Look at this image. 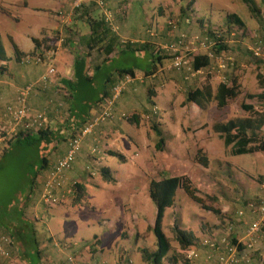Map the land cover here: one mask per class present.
Here are the masks:
<instances>
[{"label":"rangeland","instance_id":"rangeland-1","mask_svg":"<svg viewBox=\"0 0 264 264\" xmlns=\"http://www.w3.org/2000/svg\"><path fill=\"white\" fill-rule=\"evenodd\" d=\"M123 1L122 6L125 11H128L126 23L120 20L115 21L116 25L113 24V26L116 28L109 32V36L115 39L113 43L118 44L116 51H122L123 46L128 48L133 43L132 35L138 30L141 19L148 23V30L152 34L157 33L159 37H164L163 40L161 39V45L171 43L176 36L181 34L203 36L207 28L220 30L225 27L226 18L231 14H235L245 22L253 18L256 21L254 25H258L257 18L263 25L261 31L264 36L263 0H250V5L242 0H194V4L186 11L181 10L183 4L179 0ZM188 1L185 0V2ZM26 2L32 6L34 3L46 4L48 0H0V41L5 47L10 45L9 38H26L32 33L31 18L33 17L29 9H24ZM251 8H254L253 12ZM97 10L100 12L99 9ZM186 19L189 20L188 23ZM124 28L128 29L131 36L124 35ZM259 40L260 37L256 36L253 42L257 43ZM234 41H239V39L234 38ZM47 47L42 45L37 52L44 54ZM262 47L261 44V53L264 55ZM6 51L10 53V48ZM158 53L166 57L162 60L163 68L159 73L163 86L159 83L158 86L152 87L149 82L145 90L147 94L148 90H161L162 93H160V98L153 96L154 107L148 99L140 107L142 117H140L139 127L123 125L122 128L127 133L121 138L123 143L120 144L124 153L123 158H125L122 166L124 172H117V183L112 180L113 185L102 183L105 186L104 189L93 188L91 193L81 199L78 205L72 204L75 196H71L68 201L61 204L66 206L65 209L58 207L59 205L50 207L45 213L46 220H43L38 213V211L47 209L40 200V186L36 183L37 188L35 187L34 191L29 194V183L38 169L39 156L48 152L51 146L43 143L29 144L23 141L11 143L12 135L6 131L7 123L0 125V135L3 134L7 140V146L0 147V230L5 227L12 228L16 224L15 221H18V215L15 214L23 211V207L26 206L23 215L34 223L37 229L36 235L42 243H40L41 257L46 259L48 255L42 245L46 238L45 223L48 219L52 218L49 223L55 229L66 230L70 240L83 239L84 242H90L95 233L101 235L105 231L97 224V221L105 217L106 209L115 205L116 209L119 208L122 213L127 210L126 214L132 218L129 229L146 232L143 234V249L151 251L155 246L152 239L155 240V238L152 232L149 229L146 231L143 226V222H153L156 213L155 206L149 198V183L151 180H159L171 175V171L178 176H187L190 179L192 187L196 190L195 195L201 203L197 204L192 201L182 189L176 191L173 206L165 211L162 221V231L171 244V251L162 264H172L171 260L175 261L174 264H189L186 261L188 251L179 248L171 232L174 222L182 230L195 235L198 242L194 248L199 258L200 255L204 257L209 256L210 253L214 255L211 250L202 245L205 238L217 240L227 232L231 238L241 240L248 226L261 218L260 215L254 217L249 213L247 205L253 204L264 212V152L240 156L231 155V146L224 145L222 136L213 131V126L250 116V113L242 110L240 105L244 102L245 95L261 94L264 85V66H262V73L253 70L244 75L247 84L238 89V95L231 99L232 101L224 109L218 110L216 103L212 101L191 120L188 116V105L185 102L189 86L182 84L189 79H184L186 75L183 72L171 69V59L168 56L160 51ZM110 65L111 68L126 67V65L149 67L150 61L145 54H137L134 57L119 54ZM257 74L260 78H257ZM140 75L142 76L141 73ZM216 76L217 74L201 75L203 79L199 81L196 78L199 82L197 84L202 85L211 79V84H209L210 81L207 83L212 88V92H215L219 83L214 79ZM145 78L146 76L143 77L142 82ZM167 89L171 90L169 96H166L164 92ZM146 98L153 99L149 95H146ZM246 104L251 105L256 112H264V100L254 98L246 101ZM153 109H156L158 113L154 115ZM154 122L161 131L164 141V149L161 151L156 149L158 138L151 129ZM262 135L264 138V131ZM102 143L104 142L101 141L92 146L102 149L104 145ZM4 149H6L5 153ZM102 150L107 152L106 148ZM198 151H200V157L207 159L206 167L196 161ZM94 156L97 158L98 154ZM101 157H103L102 154ZM111 161L113 167H118L117 164L120 165L123 162L116 157ZM100 162L92 167L88 165V168H84L85 174H88L90 179L100 175ZM129 177L131 179L127 181ZM133 190L136 192L132 193ZM202 206L213 208L218 214L207 211ZM239 212H243L242 216L238 215ZM229 226L231 229L227 231ZM263 241L264 221L253 251L248 253V256L246 255L249 257L248 264H258L253 256L259 251L258 246L260 242L263 244ZM124 246L128 254L132 253L135 240L127 242ZM55 248L68 252L69 258L72 257L71 248L63 250L60 243H57ZM261 258H264V254L260 255ZM42 263L45 264L43 261ZM0 264L22 263L16 259L15 252H13L11 260L0 261Z\"/></svg>","mask_w":264,"mask_h":264},{"label":"crops","instance_id":"crops-1","mask_svg":"<svg viewBox=\"0 0 264 264\" xmlns=\"http://www.w3.org/2000/svg\"><path fill=\"white\" fill-rule=\"evenodd\" d=\"M72 1L73 0H48L46 4L34 3L32 6L26 2L24 4V9H29L33 17L31 18L32 33L26 38H9L10 45L7 47L0 41L3 50V56L0 59V125H2V123H7L5 122L6 119L1 115V112L7 104L14 101L17 91L27 84L38 80L45 72L46 67L42 64L26 65L21 62L23 56L37 52L33 40H37L42 45L48 46L47 49L54 48L57 50L55 61L57 71L56 77L52 80L50 87L45 92L35 94L29 99V105L32 108L38 110L47 108L49 128L53 134L60 136L58 140L61 139L56 148H54L52 155H50L48 169L50 165L62 157L66 151L67 142H65V139H62L63 135L66 132V134H69L72 130H76L81 121L89 119L99 110L98 104L101 98H103L101 96H103L104 91L108 92L110 90L118 70L148 68L142 65H126V67L115 66L111 68V61L119 54L133 57L137 54H145L149 58L151 64L152 55L156 53L157 55L159 54L158 48L159 45H161V39L163 40L164 38L159 37L157 33L152 34L148 30V23L144 19H141L138 24V30L132 35V37H134L132 40L133 43L128 48L123 46L122 51H116L115 48L118 47V44L113 43L115 39L109 36V32L112 31L109 29L110 27H94V30L89 28V24H91L93 20L101 21L105 19L102 13L100 14L93 3L87 0L81 7L79 13L74 14V10L71 9ZM105 2L108 11L111 13L113 24L116 25L115 21L117 22L118 20L126 23V14L128 11H125L123 8L124 6H122L124 1L105 0ZM256 20L258 25H254L256 21L253 20V18H250V20L246 22L242 20L244 23V27L241 29L242 32L244 31L243 38L227 47L228 53L235 59L233 68H230L226 72H222V74L212 70L213 68L211 67L203 68L200 69L202 74L182 84L194 87L199 83L196 78L201 80L203 79L201 75L206 76L207 73H210L209 71H212V73L217 74L214 79L219 81V83L230 85L232 82H235L234 84L238 90L240 87L243 88L247 84L244 77L247 72L255 70L258 73H262L264 55L261 53L260 57L255 58L252 53V49L257 43L260 47L262 44L264 50V36L261 31L263 30V25L257 18ZM16 21H18V18H16ZM124 32L125 36H131L127 28H124ZM256 36H259L260 40L254 43L253 39L256 38ZM96 37H99L97 38L99 41L94 40ZM61 39L64 40L62 44L60 42ZM143 46H148L147 51L139 52ZM7 48H10V53H7ZM16 53L21 55L19 60L16 57ZM161 66L162 67L157 68L152 75L146 76L143 82L134 81L127 85L126 91L117 101V113H125V115L131 117L133 115L142 117L139 109L147 102L148 98H146V95L150 94L151 98H153V96L154 98H160V93H162L161 90H148L147 94L145 89L149 82L152 87L158 86L159 83H161L160 86H163L161 78L159 77L163 64ZM209 84H211V81ZM64 87L67 90L65 92ZM196 87L201 86L198 85ZM59 89L62 91H58ZM170 91V89L164 91L166 92V96L170 95ZM65 93L68 94L65 95ZM154 98L152 99L153 102ZM231 101L232 100H229L227 104ZM102 102L103 101H101V103ZM140 122L141 121H139L138 125H131L127 122L115 120L112 123H107L98 127L92 135L86 137L82 141L80 153L72 169L65 176L67 183L77 182L84 186L82 199L88 196L95 187L104 189L105 186L102 183H110L111 185H113L114 182L117 183V172H124L122 167L124 161L121 163L122 165L117 164L118 167H113V162L111 160L115 157H111L109 152H115L124 157L120 144L123 143L121 138L125 137L127 133L124 132L122 127L123 125L139 127ZM66 129H68V131H65ZM100 140L104 142L102 143L104 144L102 149L106 148L107 152L99 147L102 153L98 154L96 158V156H94L95 154L91 153V149L98 147L92 145L101 143ZM101 154L103 157H101ZM99 161H101V167L99 169L105 170L106 173L109 174L110 180L114 181L113 183L111 181H105L102 173L94 179H90L88 174H85V167L88 168V165L92 167L95 164H99ZM48 169L46 171H48ZM45 172L41 173L39 180L42 179V175L44 176ZM170 173L171 175L167 177L178 176L172 171ZM130 179L131 177L127 178V181ZM61 192L62 196L65 198L64 201H68L70 197L66 194L65 188H63ZM135 192L136 190L132 191V193ZM58 207L66 208L65 205H59ZM48 209L49 208L38 211L43 220H46L45 213ZM126 211L122 213L119 208L116 209L115 205L106 209L107 213H105V217L97 221V224L102 226L105 231L102 232L101 235L95 233L90 242H84L83 239L70 240V236L67 234L66 230L55 229L53 225L49 223L52 218L48 219L45 223L46 238L42 245L48 256L46 259L42 258L41 261L45 262V264H151L147 260H144L140 253V250L143 249L142 244H144L143 234L146 232H136L132 228L129 229V225L132 224V218L129 217V214H126ZM251 214L254 217L260 215L257 212ZM153 222H143L146 231L148 227L153 225ZM141 226L140 224V227ZM133 227L135 228L134 224ZM3 229L0 230L1 233L5 232ZM133 239L135 240V252L133 251L128 254L124 245ZM235 240L237 239L235 238ZM57 243L61 244L63 250L71 248L72 257L69 258L67 255L68 252H62V250L55 248ZM152 243H155V240L152 239ZM259 245L257 249L259 251H257L253 257L258 264H263L264 258L260 259V255L264 254L262 250L264 249V241L263 244L260 242ZM191 249L195 248L193 247ZM15 251V247H13L11 257ZM154 251L155 246L150 252ZM211 261H213V264H218L215 254L211 255L210 253V255L206 257L200 255L199 258L197 257L188 262L189 264H212Z\"/></svg>","mask_w":264,"mask_h":264},{"label":"trees","instance_id":"trees-1","mask_svg":"<svg viewBox=\"0 0 264 264\" xmlns=\"http://www.w3.org/2000/svg\"><path fill=\"white\" fill-rule=\"evenodd\" d=\"M179 1L183 4L181 10L183 9L185 11L188 10L194 4V0H189L188 2H185V0H179ZM242 1L245 4L250 5V0H242ZM95 8L97 9L96 6ZM250 10L253 12L254 8H251ZM79 11L80 9L74 10L73 13L77 14L79 13ZM106 26L107 25L104 22V20L101 21L93 20V22L89 24V28L93 30L94 27L102 28ZM233 27L239 28L240 30L243 29L244 27V23L242 22V20L235 14L228 15V17L226 18V25L224 28H221L220 30H213V28L205 29V36L210 37L217 41L214 47V51L216 54L225 53L226 51H228L227 48L228 45H226L224 41L226 39L227 34L230 33ZM219 35L220 38L216 39V36ZM97 38L99 37L94 38V40L99 41V39ZM33 44L35 45L36 48L35 50L41 48L42 46V44L37 40H33ZM147 48L148 46H143L141 50H139V52L147 51ZM2 51L3 50L0 43V59L3 56ZM19 55L20 54L16 53V57L18 58V60L21 57V55L20 56ZM165 58L166 57H163L160 54L158 55L157 53L153 54L151 58V64L148 68H135V69L132 68L125 70H118L116 76L121 77L124 74L133 76V74H135L136 72L141 73L144 76L152 75L157 70V68L162 67L161 66L163 64L162 60H164ZM210 66H212V60L205 53H200L193 56L192 67L195 71L203 68H210ZM209 72H210L209 74H214L212 73V71ZM209 74L207 73V75ZM257 78H260V76L257 75ZM116 81H117V77L115 78L113 84L111 85L110 90L108 92L107 91L103 92V96H101L103 97L101 98V101L103 102L102 103L101 101L99 102L98 104L100 105L99 109L103 106L104 99L110 96L111 88L113 87ZM234 83L235 82H232L230 85H227L225 83H219L215 89V92H212L211 87L207 82L203 83L202 85L196 84L194 87L189 86V89L187 90L185 96V102L188 105L187 108H188L189 119L192 120L200 110L205 109L206 106L212 101L216 103V108L218 110L224 109L227 105V102L238 95V90ZM198 85L201 87H196ZM58 91H62V90L59 89ZM65 91L67 90L64 87V92ZM66 94L68 93H65V95ZM254 98L264 100V85L262 86V94L258 96L247 94L245 95L244 102L240 105L242 110L250 113V116L245 118H236L233 120H229L224 124H216L213 126V131L219 133L222 136L224 145L227 147L231 146V155L233 156L249 155L257 152H264V138L262 135V131H264V112H256L254 111V108L251 105L246 104V101H250ZM148 100L149 103H151V105H153L154 107V102L149 98ZM87 120L88 119L81 121V123L79 124L76 130L74 131L72 130L71 133L68 132L69 134H66L67 133L66 132L63 135L62 139H65V142H67V146L69 144V141L73 139L79 128ZM139 121H140V116L133 115L127 120V123L131 125H138ZM151 129L158 138L156 149L158 151L163 150L164 141L161 137V131L159 130L155 122L152 124ZM65 131H68V129H66ZM59 137L60 136H57L56 134L52 133V131L49 128V124H47V127L44 130H38L36 132L19 131L14 137H12L10 141L12 143H20L23 141L29 144L43 143L47 146H51L50 149H48V152L43 153L39 156L38 169L34 173L32 180L29 183V194H31L34 191V188L36 187V183L40 185L42 184V179L38 180V178L42 172H45L48 169L50 155H52L54 148H56L59 141H61V139L58 140ZM3 152L5 153L6 149H4ZM109 155L111 157H116L119 161H124L123 156L118 153L109 152ZM199 155H200V151H198L196 155V161L200 163L202 166L206 167L207 159L203 156L200 157ZM51 166L52 165H50V167ZM101 173L103 174V179L105 181H112L109 178V174L106 173L105 170L102 169ZM260 179L263 181L262 178ZM179 189H182L192 201L196 202L197 204L201 203L200 199L196 197L195 195L196 190L192 187L191 181L187 176L166 177L159 180H151L149 183V191H148L149 198L155 206L156 213H155V219L153 225L148 229L149 231L152 232L155 238V251L150 252L147 251L146 249H141L140 253L142 258L144 260H147L151 264H162V262L166 259L169 252L171 251L170 241L162 231V221L164 218L165 211L173 206L176 191ZM83 191H84V186L82 184L76 183L75 186L76 194L75 197L72 199V204L78 205L80 203L82 199ZM61 193L62 192L59 189H55L53 191V194L55 196L62 195ZM40 194H41V190L39 192V196ZM41 203L42 205H44L42 201ZM62 203L63 200L59 198V201L55 205L53 206L44 205V206L46 208H50L61 205ZM202 207L207 211H210L214 214H218V212L213 208L204 207V206ZM25 208L26 206L23 207V211ZM23 211L19 212L18 214H15L18 215V219H17L18 221H15L16 224L12 228L5 227L4 228L5 232L2 233L7 234L9 238L12 240L13 247H15L16 250L15 251L16 259L19 262H21L22 264H43L41 261L42 257L40 250L41 240H39L36 235L37 229L33 222L27 220L24 217ZM171 232L173 234L175 242L178 244L181 250L189 251V249L193 248L194 245L198 242L197 238L193 233L182 230L176 222H174V224L172 225ZM234 239L232 240L233 242ZM239 249H242V247L239 246ZM171 262L172 264L175 263V261L173 260H171Z\"/></svg>","mask_w":264,"mask_h":264},{"label":"built area","instance_id":"built-area-1","mask_svg":"<svg viewBox=\"0 0 264 264\" xmlns=\"http://www.w3.org/2000/svg\"><path fill=\"white\" fill-rule=\"evenodd\" d=\"M97 9L100 10L105 17V23L109 29L114 31L113 21L111 13L106 7L105 0H90ZM87 2V0H73L71 9L78 10ZM63 15V14H62ZM61 15V16H62ZM189 20L186 19V23ZM170 24V23H169ZM244 34L239 28H232L230 33L227 34L224 43L230 45L234 42V38L241 39ZM220 38L216 36V39ZM61 44L64 42L60 40ZM217 41L207 37L205 35H187L181 34L176 36L171 43L159 45L158 51L168 56L171 59V69L186 73L185 79L193 78L202 74V71H195L192 67L193 56L205 53L211 60L213 66L212 70L222 74L235 65V59L226 51L225 53L216 54L214 47ZM252 49L253 56L258 58L261 56V47L259 44H255ZM57 57V50L54 48H48L47 51L42 54L40 51L34 54H27L21 58L22 64H42L46 67L44 74L36 80L26 86L20 88L14 101L7 104L1 115L7 122L6 131L14 137L19 131L36 132L38 130H44L48 124L47 108L42 110L34 109L29 105V99L31 96L40 92H45L52 83V80L56 77L55 61ZM117 81L113 85L110 91V96L104 99L103 106L90 117L77 131L73 139L69 141L67 151L59 158L48 171L42 176V184L40 185V199L46 206H53L59 198L65 200L62 195H54L55 189L62 190L65 188V192L69 197H74L75 186L77 182H66L65 176L70 171L73 163L75 162L78 154L80 153L82 141L93 134V132L100 126L107 123H111L115 120L127 121L129 118L125 114H119L116 112V104L122 94L126 91L127 85L134 81H142L140 73H135L133 76L124 74L121 77L116 76ZM154 115L157 114V110L153 109ZM148 117V116H147ZM146 117V118H147ZM3 134L0 135V147L7 146ZM92 154L102 153L99 147L91 149ZM247 209L251 213H259L260 217L258 221L252 222L245 232L244 237L241 240H235L228 235L227 232L223 233L217 240H211L205 238L202 241V245L214 254H216V261L218 264H248V253L254 249V244L258 238L260 229L264 221V212L262 209L257 208L253 204H248ZM260 209V210H259ZM243 212H239L238 215L242 216ZM231 226L227 229L230 231ZM239 246L242 249H239ZM13 248L12 240L7 234L0 232V261L11 260V251ZM247 255V256H246ZM198 257L195 249H189L186 254V260L192 261ZM264 264V261H263Z\"/></svg>","mask_w":264,"mask_h":264}]
</instances>
